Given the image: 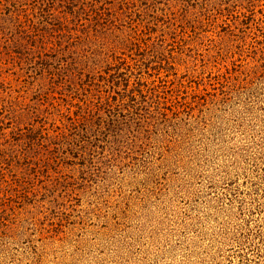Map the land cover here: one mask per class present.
Instances as JSON below:
<instances>
[{
    "label": "rangeland",
    "instance_id": "rangeland-1",
    "mask_svg": "<svg viewBox=\"0 0 264 264\" xmlns=\"http://www.w3.org/2000/svg\"><path fill=\"white\" fill-rule=\"evenodd\" d=\"M0 264H264V0H0Z\"/></svg>",
    "mask_w": 264,
    "mask_h": 264
}]
</instances>
